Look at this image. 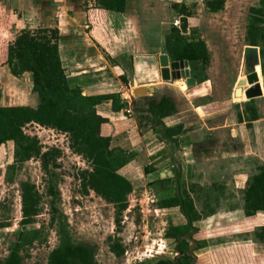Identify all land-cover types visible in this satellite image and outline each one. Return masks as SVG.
Segmentation results:
<instances>
[{
  "label": "rangeland",
  "instance_id": "obj_1",
  "mask_svg": "<svg viewBox=\"0 0 264 264\" xmlns=\"http://www.w3.org/2000/svg\"><path fill=\"white\" fill-rule=\"evenodd\" d=\"M186 1L191 14L189 31L194 29L200 33L212 56L211 64L206 71L200 65V68L196 67L197 75L203 76L205 71L206 79L209 81L211 105L206 111L210 114L204 115H211L209 125L235 124L239 121L238 113L244 109L242 103L246 102L245 95L242 98H235L234 92L238 80L246 78L249 72L244 60L248 16L250 9L259 5V0H227L225 9L218 14L210 13L206 9L205 0ZM75 2L52 0L53 10L51 16L49 15L54 27L59 25L63 29L60 37L66 36L62 38L60 45L71 84L74 78L70 76L71 72L88 71L87 74H93L94 71H98L97 69L100 70L105 62L114 71L110 76L114 75L120 80L127 77L125 73L128 67L127 56L128 52L131 53V48H135V52L139 53L151 52L154 44L148 42L145 33L152 38L151 33L154 34V29L157 28L155 23L167 32L173 23L177 24L180 17L172 7L173 0H129L130 15L127 14L129 22L116 30L104 12L97 8L95 0ZM39 6L40 2L37 0H0V41L10 46L22 30L35 31L47 28L38 17V14L41 15ZM149 23L150 28L148 26L145 28ZM97 55H101L103 60H98ZM94 58L98 60L97 66H92L96 62ZM103 71L108 72L107 68ZM133 80L132 86L136 84ZM102 83L100 88L105 89L103 93L112 91ZM261 83L264 89V77ZM172 84L178 87L182 83ZM183 84L182 88L185 91L187 86L186 83ZM32 88L31 74L15 76L8 66L0 70V104L34 105L36 96ZM198 90L202 92L200 88ZM176 92L167 86L155 95L154 99L162 96L175 97ZM128 93L130 91L127 89L122 90L119 94L120 99L123 95L129 101ZM177 93L178 95L180 93V98H176V103L182 110L186 111V108L189 110L190 122L194 126L201 124L200 117L192 110L184 93L179 90ZM186 94L188 96L187 92ZM200 100L196 106L203 104L204 101ZM193 102L195 105L194 100ZM145 104L146 101H143L142 105ZM257 104L264 119V97L256 100ZM198 109L203 115V110ZM262 124L264 126V120ZM246 130L250 135L252 129L246 125ZM25 133L39 139L43 152L54 148L60 150L61 154L46 170L41 158L22 164L16 162V148L13 143H8L0 149V263L9 256L12 247L19 240L20 223L23 219L20 185L26 181L36 185L41 197V211L35 223L40 239L33 243L30 240H23L22 264H47L50 253L59 245L62 228L70 234L74 243L96 247L97 264H156L161 260H174L181 256L176 251V243L166 239L165 234L171 227L186 224V219L179 209L160 210L157 207L165 197L161 193L160 181H166L169 188L174 189L177 167L174 165L172 151L168 152L167 157L165 153L162 154L160 159L147 158L151 165L147 164L146 158H142L141 162L138 161L139 163L129 168L127 172H122L124 177L132 179L134 191L129 197L128 209L122 215L121 224L118 225L115 208L112 205L94 192L88 195L83 193L78 174L81 169H86L88 164L69 149L66 137L36 125L26 127ZM255 146L251 152L260 155L257 144ZM250 154L248 156L250 162L245 166V171L252 174L254 165ZM223 155L220 152V156L215 157L219 160L214 159V162H218L217 164L224 162L221 160ZM254 159L259 160L257 157ZM155 165L159 172L147 177L145 171ZM160 172H164L162 180ZM185 174L181 177V189L192 192L190 195L198 209L211 207L215 209L216 215H219L213 219L214 222L213 220L209 222L212 226L207 222L196 224L199 232L194 233L193 238L198 241L206 236H217L221 233V237L232 239L235 232L230 224L240 217L238 213L241 202L240 186L231 183L211 184L210 179L196 181L188 179ZM218 225L221 227L219 233ZM203 227L204 230L210 227L212 233H206L202 230ZM29 238L31 239L32 235ZM118 242L125 249L121 257H117L110 250V245ZM187 251H190V246ZM203 253L205 252L195 251L194 254L198 258L196 264L211 263L210 258L204 260L202 257L199 258ZM191 263L192 261L185 262Z\"/></svg>",
  "mask_w": 264,
  "mask_h": 264
},
{
  "label": "trees",
  "instance_id": "obj_2",
  "mask_svg": "<svg viewBox=\"0 0 264 264\" xmlns=\"http://www.w3.org/2000/svg\"><path fill=\"white\" fill-rule=\"evenodd\" d=\"M226 1L205 0L204 4L210 13L218 14L225 9ZM95 3L116 30L127 24L129 16L126 13V0H95ZM258 4L250 9L245 42L248 46L259 48L264 77V0H259ZM173 8L180 16L190 19L191 14L185 4H175ZM164 40L165 54L171 61H188L192 67L198 64L203 68L209 66L210 53L198 31H182L178 27H172ZM59 43L60 32L56 28L22 30L10 46L0 41V68L7 65L15 76L31 74L32 92L36 96L34 105L0 106V149L8 143H13L16 148V162L22 164L41 158L43 167L48 170L49 164L61 154L60 150L52 148L43 152L39 139L27 135L25 129L29 125H37L65 135L69 149L88 164V167L81 169L78 174L83 193L88 195L94 192L112 205L116 212V223L120 225L134 187L119 172L136 160L138 153L135 150L112 147L111 138L101 134L102 126L108 120L97 113L96 107L110 101L113 110L120 112L129 107V104L120 99L119 94L83 95L81 88L73 86L66 75ZM138 53L135 48L131 50V54ZM122 81L128 84L125 77ZM242 106L244 109L238 113V122L246 123L247 127L252 129L253 122L259 119L255 100L242 103ZM136 108L141 113L138 114L140 121L147 120L152 128L160 126L161 139L168 144H175V138L182 134L183 127L168 128L162 123L163 119L177 113L176 104L170 97L164 96L159 100L148 97L146 107ZM149 172L145 171L147 174ZM160 182L161 191H168L167 182ZM181 188V172L177 168L174 196L162 199L157 204L160 210L179 209L186 219L185 226L171 227L165 234L166 239L176 243V251L181 256L174 260H161L156 264H185L186 261H192L187 251L190 241L186 240L185 236L199 232L196 224L216 212L210 207L198 209L190 195L192 192ZM20 189L23 219L20 223L19 240L12 247L9 256L0 264H22L23 240L33 243L40 239L35 223L41 211V197L36 185L29 181L22 182ZM243 211L247 218H254L258 212H264V163L257 165L256 173L247 183ZM59 239V245L50 253L47 264H97L96 247L74 243L70 234L63 228L60 229ZM190 239L194 240L193 237ZM255 239L264 243V227L255 231ZM195 242V251L205 247L204 242ZM110 250L117 257L125 253L119 242L111 244Z\"/></svg>",
  "mask_w": 264,
  "mask_h": 264
},
{
  "label": "crops",
  "instance_id": "obj_3",
  "mask_svg": "<svg viewBox=\"0 0 264 264\" xmlns=\"http://www.w3.org/2000/svg\"><path fill=\"white\" fill-rule=\"evenodd\" d=\"M37 1L40 2V6L38 7V10L41 12V15L39 16L38 14V17L41 18V22L44 24V26H47V28H56L59 30V32L62 33L63 31L61 30L63 29L59 25L58 26L56 25L54 27V24L51 23L52 19L50 20V16H51L50 14H52V10H53L52 0H37ZM72 1L75 2V0ZM173 2H174L173 5L185 4L187 6L186 0H181V1L173 0ZM32 6H34V4ZM36 13L39 12L36 11ZM126 13L130 15L129 0H126ZM178 18H179L178 19L179 25L177 24L175 25L173 23V25H171V27L168 29L167 32L164 30V28L160 27V25L155 23L154 25L157 27L154 29L155 35L151 33L152 38H149V35L145 33L148 42L154 44V46L151 48V52H146V53L140 52L138 54H131L128 52V56H127L128 67L126 69L127 72H125L127 73V77L125 78L127 79L128 84L123 83L122 79L120 80L114 75L110 76V74H114V71L111 68V66L107 62H105V64L100 68V70L97 69L98 71H94L93 74H87L88 71H81L80 73L71 72L70 76L72 77L74 76L72 85L80 87L81 90L83 91V95H87V96L120 94L122 90H126V89L128 90L129 84H131L132 86V80L134 79L131 57L137 55H144V56H155L158 58L161 55H164L165 54L164 39L166 35L170 33L172 27L180 28L182 16ZM188 21L189 20H187L188 27L186 29L189 31L190 24L188 23ZM127 22H129V19ZM149 25L150 23L146 25L145 28L147 26L149 27ZM141 30L143 33V28ZM65 37L66 36L64 35L60 37V43L62 42V38ZM60 43H59V49H60L61 61L67 75L69 71H67V67L65 66V62L62 58L63 56H62V51H61L62 49ZM246 47H251V46L246 45ZM91 50H92L91 55L93 56L94 54V53L92 54L93 49ZM209 53H210V64H211L212 56L210 50ZM75 54L77 56V53ZM96 58H98V60H103L101 55L100 56L97 55ZM96 58H94L96 62L93 63L92 66H97L98 60ZM199 65L201 66V64H198L194 67L190 65L191 78L194 79L195 81V84H193L191 87H188L186 84L187 89L184 91L182 88V86L184 85L183 82L185 83L184 80L172 81L171 84L172 83H176L177 85L178 83L183 84V85L181 84V86L178 85L179 88L178 87L177 88L179 91H182V93H184L183 95L188 99L189 104H191L192 110L194 112H197L198 116L200 117L201 124L195 125L197 126L195 127L194 124L190 122L189 119L190 115L188 114L189 110L187 108L186 111L182 110L181 106L176 103V100L180 98V93L178 95V93L176 92L175 97L166 96V97H170L175 102L177 113L173 116L163 119L162 123L168 128H174L176 126L183 127L182 134L175 138L176 139L175 144H168L167 142L161 139L159 133V130L161 129L160 126H157L156 128L155 127L152 128V126L149 125V123H147V120L140 121L138 114L141 113L133 111L132 110L133 104L130 102V100L127 101L126 97L125 96L123 97L122 94H121L122 100L125 99V101L128 102L129 107L122 109L120 112H115L113 110L112 102L110 101L104 102L96 107L97 113L103 118L108 120V122L102 126L101 134L104 137L111 138V143L113 148H121L129 151L135 150L138 153V157L136 160H134L129 165H127L122 170H120L119 174L122 175L123 177L124 175L122 172H127L129 168L139 163L138 161L142 160V158H146L145 159L146 162L148 161L147 158L158 157V159H160L163 156L162 154L165 153L164 155L165 157H167L168 152L172 151V156H173L172 158L173 161L175 162L174 165H176V167L181 172V177H184V174L186 173L185 176L188 179H192L196 181H199V179H204V180L210 179L211 184L221 183L222 185H227L231 183L236 186L239 185L241 202L239 204L240 211L238 213L240 214V217L238 218V220L230 224L232 226V230L235 232L234 237L232 239L224 238V236L221 237V233L218 232L221 230V227L218 225L217 232L219 234H217V236L210 235L209 237L206 236L203 240L202 239L198 240L205 243V247L202 248L201 250H198L205 252L202 255H199V258L202 257V260H204L205 258H210L211 260L210 264H264V243L259 242L255 239V231L264 227V212H258L254 218H247L244 215V211H243L244 192L246 190L247 183L251 179V177L256 173L257 165L260 163H264V154H263L264 126L262 124L264 119L261 116V113L258 108V104L256 105V100L258 99L255 100V106L258 110L259 119L253 122L252 131L250 135L248 130H246V123L237 122L235 124L226 123L221 125H209L208 121L210 120L209 118L211 117V115H204V113L210 114L206 110L211 105V95H209L210 90L208 85L209 81L208 79H206V75H205V71L208 69V66H206L205 68L201 66L203 70L207 68L205 71H203V76H202V75H197L198 71L196 70V67L200 68ZM4 68H7V66L0 68V70ZM106 68L109 73L103 71ZM24 75H30V74L26 73ZM262 76H263V71H262ZM262 79L263 77H261V80ZM135 82L136 81H134V83ZM101 83L108 86L109 89L112 91L103 93V90L105 89H101L102 87L100 88ZM146 86L154 87L155 92L153 94L148 95L147 97L136 99L135 103L138 108L146 107V104L142 105V102L146 101V98L151 97L154 99L155 95L159 94L162 90H164L167 87L162 80L159 83L149 84ZM132 87H133L132 90H134L135 88L138 87V85L134 84ZM112 88L115 89L113 90ZM199 88L202 90V92L198 90ZM186 92L188 93V96ZM130 93H128V95H130ZM173 98H175V100ZM159 99L160 98H158L157 100ZM191 99L195 101V105L193 100ZM200 99L204 101L203 104L196 106V103ZM0 106L10 107L11 105H6L1 103ZM19 106H26V105H19ZM198 108H201L203 110V115L200 113ZM127 109H130V111L128 112ZM256 144H257L258 153L260 155H256L251 152V149L253 147H256L255 146ZM220 152L224 154L221 158V160L224 161L222 162L223 164L222 163L217 164L218 162H214V159L219 160V158H215V157L217 155L220 156ZM249 153H251L250 156L252 157L251 160L254 165V171L252 174H250V171H245V166H247L248 163L250 162V159L248 157ZM175 155L177 156V160L174 159ZM256 157L259 158V160L254 159ZM147 164L151 165L150 161H148ZM154 167L148 169L150 173L146 175L147 177H152L159 172V170H157L158 169L157 166L155 165ZM189 169L191 172H189ZM163 175L164 172H160V176H161L160 180L163 179L162 178ZM125 178L127 179V177ZM127 180H129L133 185L132 179H127ZM161 193L165 195L164 199L173 197L175 194V185H174V189L169 188L168 191L165 192L162 191ZM166 194L169 195L167 196ZM238 213L235 212V214ZM207 217L208 218L203 219L199 223L201 224L204 222L209 223L211 222V220L213 219L215 220V218L219 217V215L218 214L216 215L215 212V214L210 216L208 215ZM209 224L212 226L211 223ZM185 225L186 224L184 223L174 227H182ZM204 227L202 230H204ZM204 231L206 233H212L210 227H206Z\"/></svg>",
  "mask_w": 264,
  "mask_h": 264
},
{
  "label": "water",
  "instance_id": "obj_4",
  "mask_svg": "<svg viewBox=\"0 0 264 264\" xmlns=\"http://www.w3.org/2000/svg\"><path fill=\"white\" fill-rule=\"evenodd\" d=\"M187 27V18L182 17L180 28L184 31ZM245 66L248 68L246 78H242L237 82L234 92L235 98H242L245 95L246 101L250 102L264 97L263 86L261 84L262 67L260 52L257 47H246L244 54ZM131 64L133 69V76L138 88L132 90L129 95V100L133 104L132 110L138 112L136 108V99L147 97L155 92L154 87L146 85L159 83L161 80L170 89L177 91L178 88L171 84L172 81L184 80L188 87L195 84L194 79L191 78L190 65L188 61L173 62L164 54L160 57L137 55L131 57ZM177 160V156H174ZM194 233L185 236L186 240L190 241V251L188 255L192 258L191 264H196L197 257L194 254L197 243L190 239ZM182 240V239H181Z\"/></svg>",
  "mask_w": 264,
  "mask_h": 264
},
{
  "label": "built area",
  "instance_id": "obj_5",
  "mask_svg": "<svg viewBox=\"0 0 264 264\" xmlns=\"http://www.w3.org/2000/svg\"><path fill=\"white\" fill-rule=\"evenodd\" d=\"M177 25H179V21H177ZM133 89V87L131 86V84H129V87H128V91H131ZM132 92V91H131ZM37 126V125H36ZM42 128V127H40ZM44 129V128H43ZM53 131V130H51ZM63 137H66L65 135H62ZM67 139V138H66Z\"/></svg>",
  "mask_w": 264,
  "mask_h": 264
}]
</instances>
